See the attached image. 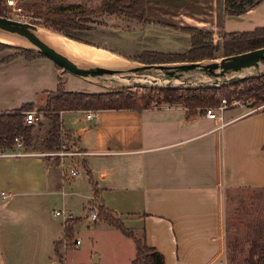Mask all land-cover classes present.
<instances>
[{"label":"crops","instance_id":"crops-1","mask_svg":"<svg viewBox=\"0 0 264 264\" xmlns=\"http://www.w3.org/2000/svg\"><path fill=\"white\" fill-rule=\"evenodd\" d=\"M143 18L137 27L143 51L184 53L191 47L186 27L209 32L214 45L223 33L263 26L264 0L239 15H226L224 0H144ZM0 53V112L27 103L36 106L38 98L43 103L65 77V71L45 57ZM245 110L227 108L219 120L206 118L202 109L190 113L179 104L91 110L90 119L84 117L86 110L60 111L61 129L81 153L85 188L82 180L62 175L60 166L44 155H8L14 147L0 151V201L54 194L63 202L74 195L92 208L93 184L96 204L111 210L125 227L143 229L145 244L162 255L163 264H228V197L243 190L261 191L263 213L257 217L264 221V112ZM67 178L79 191L63 190ZM66 215L64 220L72 218ZM97 225L123 236L104 222ZM61 231L62 238L63 226ZM55 241L44 256L49 264H64L53 259ZM0 264L33 263L0 248Z\"/></svg>","mask_w":264,"mask_h":264},{"label":"rangeland","instance_id":"rangeland-1","mask_svg":"<svg viewBox=\"0 0 264 264\" xmlns=\"http://www.w3.org/2000/svg\"><path fill=\"white\" fill-rule=\"evenodd\" d=\"M24 1L28 0H14L15 6L20 8L18 12L13 11L5 4V17L20 22L31 23L38 29L40 28L45 31L55 32L44 25L45 23L41 17H35L32 10H25L22 6ZM40 1L45 4L50 3L53 5H60L62 6L63 11H66L67 13L78 12L79 15H75L72 18L79 28L73 32L79 34L81 38L88 41L87 44L90 45L85 44V42L79 43L85 47L99 50L102 53H107V56L109 57L112 56L118 60L121 59L120 61L122 63L129 64L126 68L137 66L141 64V61L147 62L158 57L157 55H154L156 54L154 52L143 51L145 50V48H143L145 42L139 37L140 31L139 28H137L139 27L138 24L143 23V21H138L127 15L118 14L116 12L97 11L95 8L102 0ZM42 8L43 7H41V9ZM184 30L189 33L188 27ZM5 37L15 38L12 36ZM0 42L11 46L10 48L1 50L4 54H22L16 48L34 50L28 43V45H23L6 43L3 41ZM102 46L111 50L109 51ZM216 54L219 57L218 54L220 53ZM210 60L212 59H202L200 61L201 63H206ZM162 63L167 64L171 62ZM262 73H264V65L260 66L256 71L246 72L244 78ZM139 77L140 76H135L131 73H120L115 75L82 78L65 72V77L61 79L59 88L67 92H97L118 90L120 88L132 89L133 86L137 85L149 87H203V85H211V82L198 72L184 74L178 81L145 80ZM228 84L230 83L219 84L218 86ZM43 98L44 96L42 99ZM39 99L40 98H38L37 105L31 108L36 116L32 132L35 136H42L47 127V121L41 117V113L38 111V109L44 104V102L40 103L41 100ZM230 99L238 101L237 104L231 107L241 108L243 105L242 108L247 109L252 106V99L244 98L242 94L238 97L232 96ZM239 104L242 105L239 106ZM151 105L158 104L152 103ZM36 122L40 123V125L36 126ZM69 143V141L62 140V144L58 150L47 153V155L44 156L51 158L52 162L60 166L62 169V175L66 174L68 168L77 170L78 174L74 179L75 181L82 180L83 187L85 188V181H83L85 179L80 167L82 163L80 160L81 154H66L63 156L55 155V153L59 152H79ZM21 150L24 152L46 154L45 152H41L42 150H40L38 144H35V149H25L21 147ZM71 180V178L65 179L63 190L79 191L77 187L72 185ZM262 197L263 195L261 191L243 190L235 192L227 199L226 253L227 256H231L230 258L233 257L234 261L239 262V264L246 263V257L250 256L249 249L251 245L254 241L258 243V239L264 231V221L257 217L263 213L261 211ZM93 204L94 205L91 206L92 208L95 206V212L97 213L96 201L93 202ZM60 210L62 212L65 211L64 213L69 214L72 218L77 220L72 226V230L73 238L78 239L79 244L76 248L68 249H65L64 242H61L60 245L58 244V252L60 253V256L62 255L59 262H64V264H129L133 257V244L131 239L124 236L118 237L109 232L101 231L99 225H97L98 220H88L90 207L85 204V199H81L80 201V198L74 195L66 197L63 202L59 195L54 194H51L50 196L19 195L17 197L13 196L2 202L0 201V237H9L0 238V248H7L10 253H13L14 256L19 259L20 256H23L29 261V263H40V259L43 257L45 258L44 255H47V253H50L51 251V240H57L54 242L53 246L55 243L62 240L61 227L63 226L64 215H54L55 211ZM66 214L65 216L67 217ZM133 224L137 225L139 222L132 221L131 225ZM261 224L262 227L259 226ZM131 229L137 231L134 228ZM138 233L139 231H137V234ZM53 257V259L57 261L56 257ZM94 257L97 258L96 261L94 260ZM41 263L49 264V261L45 258L44 262L42 260ZM228 264L237 263L229 261Z\"/></svg>","mask_w":264,"mask_h":264},{"label":"trees","instance_id":"trees-1","mask_svg":"<svg viewBox=\"0 0 264 264\" xmlns=\"http://www.w3.org/2000/svg\"><path fill=\"white\" fill-rule=\"evenodd\" d=\"M259 0H224V13L226 15H239L256 4ZM25 10H32L35 17L42 18L44 25L56 33L73 40L88 43L74 30L79 26L73 21V16L78 12L67 13L62 6L50 3H42L40 0H28L22 3ZM41 7H43L41 9ZM144 0H106L101 1L95 8L97 11H110L124 14L138 21H143ZM5 0H0V16L5 17ZM72 14V15H71ZM191 47L184 53H156L158 57L151 61L141 63L162 62H190L202 59H215L219 57L245 52L264 45V25L248 32L223 33L219 41L212 45L211 34L197 28H188ZM10 45L0 42V51L10 48ZM25 57L42 56L35 50L16 48ZM200 51V52H198ZM112 52V51H111ZM155 53V52H154ZM43 57V56H42ZM251 98V107H258L264 112V73L248 78L240 79L228 85L220 86H196V87H149L133 86L132 89L120 88L118 90L84 93L67 92L57 88L48 92L44 104L38 111L41 117L47 121V127L41 136H35L33 132L34 121L26 123L25 113L31 111L34 106L31 103L22 104L18 109L9 112H0V151L13 150L15 139L21 147L35 149L38 144L41 152L50 153L59 149L62 140L72 141L70 134L61 129L59 112L64 110H105V109H141L154 104H179L192 113L197 109L216 106L220 99L227 101L232 96ZM36 117V116H35ZM40 123L36 122V126ZM74 145V144H72ZM264 147V143H263ZM26 152V151H25ZM90 182L89 174L85 172ZM93 200L97 199V190L92 184ZM93 201V202H94ZM97 205V204H96ZM95 220L104 222L118 230L123 236L131 239L134 244V255L129 264H163L162 255L153 247L145 244L143 229L137 231L125 227L122 222L113 215V212L103 206L97 205ZM94 220V221H95ZM74 218H66L63 224L62 240L53 246V255L57 262L62 258L58 252V244L64 242L65 249L72 248V226L76 223ZM258 238V237H257ZM250 256L246 257L245 264H264V231L254 241L249 249ZM231 257V256H230ZM227 256V262H235L234 258ZM229 260V261H228Z\"/></svg>","mask_w":264,"mask_h":264},{"label":"water","instance_id":"water-1","mask_svg":"<svg viewBox=\"0 0 264 264\" xmlns=\"http://www.w3.org/2000/svg\"><path fill=\"white\" fill-rule=\"evenodd\" d=\"M37 29L38 28L31 23L20 22L9 19L7 17L0 16V34L14 36L21 40H24L31 47H33V49L37 53L51 60L56 66L61 68L63 71L82 78L115 75L120 73H131L135 76H140L139 78L145 80L150 79L160 81H178L183 77L184 74L198 72L204 77H206L208 81L211 82V85L207 86H218L219 84L232 83L243 79L244 74L246 72L256 71L260 66L264 65L263 45L261 47L251 49L245 52L222 56L217 59H212L206 63H201L200 60L190 62H171L167 64L141 63L137 66L122 69L108 68L102 66L80 67L75 66L72 61L69 60L64 54L55 50L54 48L46 44L44 41H42L40 38H38L36 34Z\"/></svg>","mask_w":264,"mask_h":264},{"label":"bare ground","instance_id":"bare-ground-1","mask_svg":"<svg viewBox=\"0 0 264 264\" xmlns=\"http://www.w3.org/2000/svg\"><path fill=\"white\" fill-rule=\"evenodd\" d=\"M36 34L37 37L44 41L46 44L64 54L69 60L72 61L75 66H102L118 69L126 68L127 66H129V64L122 63L120 61L121 59L118 60L116 58H113L112 56L109 57L107 56V53H102L99 50L85 47L80 43H77L54 32L45 31L39 28L37 29ZM5 36L10 35L0 34V41L11 44L28 45L26 42L17 37L8 38Z\"/></svg>","mask_w":264,"mask_h":264},{"label":"built area","instance_id":"built-area-1","mask_svg":"<svg viewBox=\"0 0 264 264\" xmlns=\"http://www.w3.org/2000/svg\"><path fill=\"white\" fill-rule=\"evenodd\" d=\"M5 4L7 6H9L13 11H16L18 12L20 10L19 7L15 6V3H14V0H5ZM238 101L236 100H229L227 101L225 98H222L220 99L219 103L214 106V107H206V108H203L202 109V114L206 117V118H210V119H221V113L223 110H225L227 107H231L235 104H237ZM242 104H239V106H241ZM243 107V105H242ZM257 108H251V107H248L246 110H245V113H249V112H252L254 110H256ZM84 117L85 119H90L92 118V111L91 110H86L85 113H84ZM36 117L34 115V112L31 110V111H28L25 113V121L26 123H30V122H33L35 121ZM14 147L16 148V150L12 151L11 153H7L8 155H15V156H19V155H24V154H27L26 152L22 151L21 150V145H20V142L18 140L15 139V145ZM66 154H81L80 152H70V153H62V152H59V153H55V155H58V156H63V155H66ZM41 155H47L46 154H41ZM66 174L68 176H76L78 174V171L73 169V168H68L67 169V172ZM1 194V197H4L2 193ZM54 215L58 216V215H64L63 217L65 218V213L62 212L61 210L60 211H55L54 212ZM95 216H96V212H95V208L93 210V208H90V211H89V215H88V220L89 221H94L95 220ZM79 244V240L75 239L72 243V248H76L77 245Z\"/></svg>","mask_w":264,"mask_h":264}]
</instances>
